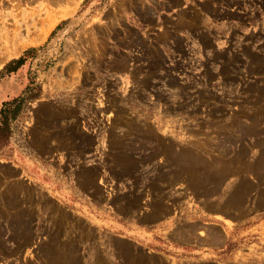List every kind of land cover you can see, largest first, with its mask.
<instances>
[{
  "label": "rangeland",
  "instance_id": "rangeland-1",
  "mask_svg": "<svg viewBox=\"0 0 264 264\" xmlns=\"http://www.w3.org/2000/svg\"><path fill=\"white\" fill-rule=\"evenodd\" d=\"M0 264H264V0H0Z\"/></svg>",
  "mask_w": 264,
  "mask_h": 264
},
{
  "label": "trees",
  "instance_id": "trees-1",
  "mask_svg": "<svg viewBox=\"0 0 264 264\" xmlns=\"http://www.w3.org/2000/svg\"><path fill=\"white\" fill-rule=\"evenodd\" d=\"M23 97L17 96L12 99L9 104H13L12 108L6 107L8 103H3L0 108V154L2 152V147L7 142V138L9 135V122L16 115L19 104L22 102Z\"/></svg>",
  "mask_w": 264,
  "mask_h": 264
}]
</instances>
